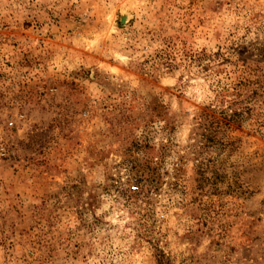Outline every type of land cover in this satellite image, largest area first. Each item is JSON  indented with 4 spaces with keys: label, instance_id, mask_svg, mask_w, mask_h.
<instances>
[{
    "label": "rangeland",
    "instance_id": "1",
    "mask_svg": "<svg viewBox=\"0 0 264 264\" xmlns=\"http://www.w3.org/2000/svg\"><path fill=\"white\" fill-rule=\"evenodd\" d=\"M241 77L264 0H0V264H264V114L208 116Z\"/></svg>",
    "mask_w": 264,
    "mask_h": 264
},
{
    "label": "trees",
    "instance_id": "2",
    "mask_svg": "<svg viewBox=\"0 0 264 264\" xmlns=\"http://www.w3.org/2000/svg\"><path fill=\"white\" fill-rule=\"evenodd\" d=\"M253 83L256 84L252 86ZM261 89H264L263 83L248 77L237 78L222 85L215 95L217 104L210 107V111L217 113L218 117L211 112L208 115L213 128L221 125L226 128L229 125L239 126L253 110L259 115L264 114V94ZM156 255L157 260L161 261L162 253L158 250Z\"/></svg>",
    "mask_w": 264,
    "mask_h": 264
},
{
    "label": "built area",
    "instance_id": "3",
    "mask_svg": "<svg viewBox=\"0 0 264 264\" xmlns=\"http://www.w3.org/2000/svg\"><path fill=\"white\" fill-rule=\"evenodd\" d=\"M11 123H12V121L9 122V124H11ZM130 187H131V189H134L136 186L135 185H131Z\"/></svg>",
    "mask_w": 264,
    "mask_h": 264
},
{
    "label": "water",
    "instance_id": "4",
    "mask_svg": "<svg viewBox=\"0 0 264 264\" xmlns=\"http://www.w3.org/2000/svg\"><path fill=\"white\" fill-rule=\"evenodd\" d=\"M120 20V22H121V19H119Z\"/></svg>",
    "mask_w": 264,
    "mask_h": 264
}]
</instances>
